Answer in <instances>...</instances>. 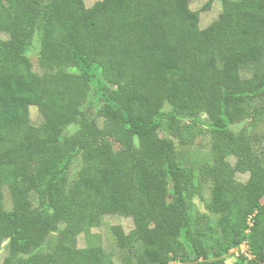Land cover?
<instances>
[{
  "label": "trees",
  "instance_id": "obj_1",
  "mask_svg": "<svg viewBox=\"0 0 264 264\" xmlns=\"http://www.w3.org/2000/svg\"><path fill=\"white\" fill-rule=\"evenodd\" d=\"M13 3L0 0V184L12 199L0 193V264H169L183 238L205 261L264 264V186L237 154L264 167V132L231 127L264 89V0ZM36 37L42 73L27 54ZM94 83L104 106L91 118ZM202 113L210 140L174 133ZM177 153L212 160L204 205L184 190ZM59 231L76 242L62 260L41 250ZM245 240L251 258L231 251Z\"/></svg>",
  "mask_w": 264,
  "mask_h": 264
},
{
  "label": "rangeland",
  "instance_id": "obj_2",
  "mask_svg": "<svg viewBox=\"0 0 264 264\" xmlns=\"http://www.w3.org/2000/svg\"><path fill=\"white\" fill-rule=\"evenodd\" d=\"M6 4L10 7H14L13 0H5ZM138 7L135 2H131L128 12L131 18L135 17L137 13ZM31 62L33 63L34 69L38 73H42L43 70L40 66V41L36 37L32 47L27 52ZM113 81L112 83H107V88H113L118 80V72L117 70L112 71ZM97 84L94 83L92 85L90 98L87 99L84 103L83 109L88 112L89 117H93L103 106L104 102L100 98V95L96 92ZM243 104L242 108L237 112V118L232 123L231 127L235 130L242 131L246 130V132L252 134L257 132H264V89L259 91L256 96L249 95L246 98V101ZM170 108L167 106L165 108V113H169ZM78 130V125L69 126L65 129V133L68 135H72L76 133ZM174 133L179 135L181 133H188V135L192 138L193 141H204L211 139V125L209 118L206 113L199 114L197 116L192 117H182L176 121L174 124ZM110 140L114 143V148L116 151L121 150L122 145L116 143L114 139L111 137ZM136 143H139V138L135 137L134 139ZM241 158L242 163L247 167H254L257 181L259 184L264 186V167L260 164L252 165V161L254 160L251 155L237 153ZM43 155L42 157H44ZM207 163H206V160ZM212 160L205 158L201 155L194 154H186V153H177L174 155L172 159V163L178 171L179 178L183 185L184 190L193 195L195 198V202L197 204H203L202 197L199 194V187H202L203 179L209 178L211 179V174L207 169V165H210ZM250 163V164H249ZM252 165V166H251ZM82 166V154L81 152L74 158V164L72 166L70 177L75 178L77 172ZM169 169V165L166 166ZM175 181L173 179L170 180V190H174ZM213 185L211 182L205 186V190H207L206 195L213 194V189L210 187ZM208 192H211L208 193ZM0 193L4 195V201L6 208H12V199L10 196V192L7 187L0 184ZM262 203H264V197L262 198ZM210 216L213 218L216 217L215 213L209 212ZM250 232V230H248ZM110 237L114 238L110 235ZM226 237L231 239L232 233L226 231ZM75 239L72 235H64L60 231L52 232L41 250L57 252L58 251V259L62 260L66 255L60 253L61 247H72L75 246ZM59 248V250H58ZM174 254H171V262L169 264H215V259L211 258L209 261H205L204 258L199 257L198 251L188 244V242L183 238L181 240L180 247L178 249V256L173 258ZM226 254H221L219 257H223ZM173 258V259H172ZM116 264H123V255L118 254L114 258ZM212 261V262H211Z\"/></svg>",
  "mask_w": 264,
  "mask_h": 264
},
{
  "label": "built area",
  "instance_id": "obj_3",
  "mask_svg": "<svg viewBox=\"0 0 264 264\" xmlns=\"http://www.w3.org/2000/svg\"><path fill=\"white\" fill-rule=\"evenodd\" d=\"M233 253H236L237 255H245L251 258L253 256L252 249L249 241L245 240L240 245L233 247L231 249Z\"/></svg>",
  "mask_w": 264,
  "mask_h": 264
}]
</instances>
